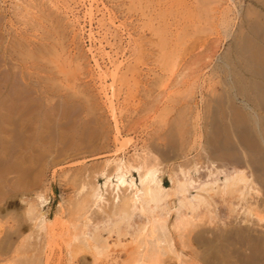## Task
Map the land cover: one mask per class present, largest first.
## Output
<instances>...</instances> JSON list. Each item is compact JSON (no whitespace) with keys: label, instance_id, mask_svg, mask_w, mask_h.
Wrapping results in <instances>:
<instances>
[{"label":"rangeland","instance_id":"obj_1","mask_svg":"<svg viewBox=\"0 0 264 264\" xmlns=\"http://www.w3.org/2000/svg\"><path fill=\"white\" fill-rule=\"evenodd\" d=\"M156 29H159L158 32ZM157 40L162 41L161 44ZM253 57H264V0H0V80L3 83L0 82V113H5L9 105L12 107L7 109L11 110L24 101L33 110L39 106L37 112L40 114L43 110L44 115L60 116V120L58 116H52L54 123L48 116L44 121L47 124L30 119L31 122L27 123L34 121V124H28L31 130L25 126L27 134L39 130L44 139L50 133L46 131L52 127L51 133L58 130L57 134L53 133L58 137L59 131L68 130L72 128L71 124H75L73 126L83 132L81 137L88 132L87 138L92 137L96 144L93 151L78 158L62 159V156H55V145L60 151L67 144L49 134V139L44 140L52 145L50 155L45 153L44 157L37 151L38 165L32 169L35 174L29 173L26 179L23 176L18 180L17 169L12 166H15L14 155L21 135L14 129L18 128L15 117H12L14 113L6 111L5 115L9 112L12 120L9 117L8 120L13 123L3 124L0 120V125L6 127L0 128V150L3 144L12 149L9 147L7 167L0 154V172L4 173V167L10 170L0 174V181L8 191L10 189L8 200L13 199L15 211L22 214L25 205L20 204V199L33 197L35 191H41L48 200L42 210L49 219H54L60 203L64 220L61 222L65 228L81 217L78 214L83 211L79 210L78 202L87 194L91 175L109 172L119 156L133 160V163L146 157L148 166L158 170L165 186H170L169 177L178 168L186 169L196 163L200 167L196 176L206 179L207 165L214 162L218 167L245 170L257 189L253 190L254 194H250V190L242 203L235 194L221 196L210 192L206 205L193 213L187 227L180 231L174 226L172 206L175 196H167L164 205L169 214L163 218L167 237L179 254V264H207L198 259L207 256V240L202 239V242L197 235H203L202 238L214 233L224 235L232 228L245 227L244 219L255 221L252 225L255 232H264V222L256 221L255 215L251 216L252 212V215L256 213L264 218V145L261 142L264 139V92H253L242 82L243 77L248 76L245 72L251 68ZM114 69L115 75H112ZM243 96L253 99L254 105L244 104ZM66 97H71V100ZM15 98L19 99H16L18 103L13 100ZM47 105L49 108L45 107ZM254 107L257 110L252 109ZM47 108L52 112H44L48 111ZM70 109L76 116L71 115ZM66 118L70 119V126H67ZM74 119L76 123H73ZM249 119L257 121L259 127H246ZM60 121L69 128L63 125L64 128ZM51 123L50 127L48 124ZM12 138L16 139L14 143ZM40 156L44 159L40 160ZM51 156H55L58 162L52 166L45 165V159L48 162ZM237 156L243 160L238 165L234 159ZM68 162H74V165ZM52 170L55 173H51ZM88 170L94 171L89 177ZM74 176L80 184L73 181ZM83 176L91 180L84 181L86 178ZM133 176L137 177L136 173ZM6 177L7 181L15 179V187L22 185L24 189L12 188L13 181L5 184ZM97 180L98 183L103 182L101 178ZM1 183L0 190H4ZM193 192L194 189L191 190ZM106 196L111 199L109 194ZM237 202H240L237 210L231 211ZM103 215L98 212L94 222L103 220ZM79 219L83 220L85 216ZM142 220L136 216L131 220V228L121 224L113 229L108 238L110 246L96 260L88 250H79V256L86 264H114L119 256L118 260L124 264H132L130 256L127 260V251L133 247L132 235H135L134 230L142 224ZM2 224L0 219V239L10 231L5 227L10 229L12 221ZM62 225L56 224L54 228L52 225L53 229L41 232L39 241L32 237L23 248L13 247L7 253H0V264H58V261L64 260L63 249L67 238ZM36 241L46 246L45 252L39 250ZM159 253L142 264H178L167 247ZM257 257V263L263 264L264 253Z\"/></svg>","mask_w":264,"mask_h":264},{"label":"bare ground","instance_id":"obj_2","mask_svg":"<svg viewBox=\"0 0 264 264\" xmlns=\"http://www.w3.org/2000/svg\"><path fill=\"white\" fill-rule=\"evenodd\" d=\"M108 20H110V19H108ZM24 23H25V21H24ZM104 24H106V23H104ZM30 25L33 26V24H30ZM112 25H113V23H112ZM156 30L158 32L159 29H156ZM113 31H115V30H113ZM153 31H154V33L156 32L155 30H153ZM160 32H161V30H160ZM184 35H186V34H184ZM155 36H156V34H155ZM161 38L162 37H160V39ZM158 42H160V44H161L162 41L159 40ZM163 43H162V45H163ZM118 44H116V45H118ZM160 44L158 43V45H160ZM18 48H20V47H18ZM142 50H144V49H142ZM9 52H11V51H9ZM230 57H232V55ZM118 61H120V60H118ZM225 62H224V64H225ZM121 63H123V62H121ZM121 63H119V65ZM220 65H221V62H220ZM75 66H76V64H75ZM2 69H3V67H2ZM10 69H11V67H10ZM133 70H135V69H133ZM0 71H1V69H0ZM225 71L228 72L227 69ZM1 73H2V71H1ZM236 74H237V72H236ZM112 75H115V69H114V74L112 73ZM124 78H126V77H124ZM3 80H4V78H3ZM0 82H1V80H0ZM246 87H248V86H246ZM14 88H15V86H14ZM8 91L6 93H8ZM13 91H15V90H13ZM21 91H23V90H21ZM77 92H78V90H77ZM16 93L18 94V92H16ZM24 93H27V92L24 91ZM9 94H11V91L9 92ZM18 95L20 96V94H18ZM82 97H84V95ZM18 98H15L13 100L18 103V100H19ZM66 98L67 99L70 98L69 100H71V97H66ZM16 99H18V100H16ZM23 102H19L18 106H14V107H16L14 111H13L14 107L11 110L7 109L10 106L9 105L5 109V113H3L4 115L2 114V112L0 113V114H2L0 116V120L2 121L3 124L9 123V125H10V123H13L12 121H10L12 119L9 116V112H7L8 113L7 116L5 115L6 111H8V110H10L11 113H14V114H12V115H14L12 117H15L14 121L16 124L18 123V128L14 127L15 124H14V126L12 125V127H14V129H17L16 130L17 134L19 133L21 135L19 139L17 138L19 141L17 140V148H16L17 152H15V155H14L15 162H14V160L11 159L12 157L9 158L10 161L15 163L16 168H15V166H12V167H14L15 170L17 169L16 171H17L18 180H19V178L20 179L23 178V176L26 179L27 176L35 174V173H33L32 169L35 167L36 161L39 160L37 158V154H36L37 151L39 152L38 155L42 156V154H43L44 157H46L45 153H48V154L51 153L52 152L51 151L52 145H51V143L47 142L44 139H46L47 136H50L49 134H53V133L57 134L58 133V130H57V132L51 133V130H53V128L50 125H52V123H54L53 121L55 119L52 118V116H54V115L51 116V115H48L47 113H45V115H44L43 110H42V114H40L39 112H37L39 106L36 107L37 109L35 108L36 110H33L30 106H27ZM6 103H7V101H6ZM244 104H246V103H244ZM5 105H7V104H5ZM53 106H54V104H53ZM11 107H9V108H11ZM45 107H48V105ZM64 107H65V105H64ZM48 108H47L48 111H46L44 109L45 110L44 112H49V111L52 112V110H49ZM60 108L63 109L62 107H60ZM72 109H73L72 111H75L74 108H72ZM245 109H246V107H245ZM56 110H59V109L57 108ZM70 111H71V109H70ZM61 112L63 113V111H61ZM72 114H74V113L72 112L71 115ZM78 114H79V111H78L77 115ZM255 114L256 113H254V115ZM48 116L49 117L51 116L50 119H51L52 123L48 124L51 127V129H49L48 128L49 126H47L49 131H46V132H48V133L50 132V133L48 135L46 134L47 135V136H45L46 138L43 139L44 135L42 136V133L39 130L36 132L34 131L30 134H27L28 132H27V129H25V126L27 125L28 127H26V128L30 129L32 124H34L33 123L34 121L32 122V124L30 123L31 122L30 119L42 120V123H43L45 120H47V118H49ZM55 116H58V114L57 115L55 114ZM67 116L70 118L69 113ZM73 116H76V114H74ZM8 117L10 118V120H8L9 119ZM59 117L60 116H58V118ZM52 119H53V121H52ZM70 119H68L69 123H71ZM78 119L79 118H77V120ZM59 120H60V118H59ZM66 120H67V118H66ZM68 120H67V123H68ZM74 120H73L74 121L73 123H76V119H74ZM8 121H10V122H8ZM28 121H30V122L27 123ZM61 121L59 124L63 123L62 126L63 125L66 126L65 122L61 123ZM46 122H44V124ZM69 123L67 124V126L69 125ZM82 123H85V122L82 121ZM28 124L31 126L29 127ZM56 124H58V122ZM255 124H257V121H255ZM35 125L37 126V123H35ZM73 125L76 126L75 124H73ZM73 125L71 124L72 128H70L68 130L65 129L66 131L65 130L59 131V135H57L58 137H56V135L53 134L57 138V140L59 138V140H61V141L63 140L64 143L67 144L65 146L63 145L61 147L60 151H58V149H57L58 146L55 145V147H56L54 150L55 156L56 155L62 156L63 157L62 159H69L70 160V159H73V158H75L79 155H82L84 153H89L95 149L96 144L93 143V138L90 136H88V138H87V136H86L88 134V132H86L87 134L84 133V135H82L83 137H81V133L83 134V132H81L80 128L74 127ZM84 125H86V123ZM16 127H17V125H16ZM45 127H46V125H45ZM56 127L60 128L58 126H56ZM56 127H54V128H56ZM82 127H83V125H82ZM258 127H255V128L257 129ZM0 128L5 129L6 127L1 126ZM42 128H44V127H42ZM67 128H69V127H67ZM8 130H9V128H8ZM18 130H19V132H18ZM6 132H7V130H6ZM9 132L10 131H8V133ZM118 133H119V131H118ZM251 133H252V131H251ZM12 136H13V134H12ZM16 136H18V135H16ZM116 136L117 135H115V137ZM55 137H53V138H55ZM85 138H87V139H85ZM14 139L15 138H12L13 143L15 142ZM48 139L49 138H47V140ZM65 139H67V141H65ZM84 139H85L86 144L83 141ZM57 140L55 139L56 142H57ZM53 141H54V139H53ZM50 142H52V141L50 140ZM56 142H54V143H56ZM261 142L264 145V139H262ZM102 143H104V142H102ZM112 143H113V139H112ZM114 143H116V142H114ZM57 144H59V141ZM11 145H12V142H11ZM9 147L7 148L3 144V146L1 147V150H0V152H1L0 154L3 158V162L5 165H6V160L9 157V152H8ZM256 147H257V145H256ZM10 148L12 149V147H10ZM14 148H13V150H15ZM116 150H118V149H116ZM116 150L114 149V151H116ZM41 156H40V160L42 158L44 159V157H41ZM55 156H51L50 157L51 159L48 162H47V159H45V165H46V163H48V165L52 166L53 164L57 163L58 162V160H56L57 156L56 157ZM141 156H139V157H141ZM143 157H144V155H143ZM108 159H110V158H108ZM139 159L140 160H138L136 163H133L132 162L133 160L129 161V159L127 160L124 157L119 156L118 158L115 159L114 166L112 167V169L109 172L93 173L94 171L92 172V171L88 170L89 173L90 172L93 173V175H91V173L90 174L88 173V177H89V175H91L92 180H91V178L88 179L87 177L83 176L86 178L84 181H87V179H88L89 181L91 180V182L88 184L89 187L87 189V194L85 193L86 196L84 195L85 197L83 199H80L78 202V205L80 208L79 210L82 209V211H83L82 213L80 212L81 214L80 215L78 214V216H81V217L85 216V219H83V220L81 219L82 221L79 219L81 217L76 218L73 221H71L70 224L68 223L69 224V226L67 225L68 227L64 228V226L62 225L63 222H61L62 217H63V215H62L63 210H61L60 203L58 204V208L56 209L57 215H55L54 219L53 218L49 219L48 214L43 211L44 215L48 218V223H47L45 230L48 231V229L50 230V228H52V227L54 228V225L56 226V224H57V226H58V224H59L60 226L61 225L63 226L62 227V229L64 228L63 232L66 233L65 235L67 236V238L65 240L66 244H65L64 249H63L64 260L58 261L57 262L58 264H61V262H64V263L66 262V264H86L84 261V258L79 256V250L80 251L81 250H88L91 253V255L93 256V260H96L99 257V255H101L103 253V251L110 246L108 238L111 236L113 229L118 228L121 224L126 225L128 227V229L131 228V220H133L136 216H140L143 219L142 224H139L134 230L135 235H132L133 247L130 251H127L128 259L125 258L124 262L129 260V256H130V258H132V260H130L132 262H130V263L142 264L144 262H147L149 257H151V256L154 257L155 255L158 256V254H160L159 252H161V249L164 247H167V249L170 250L174 254V258L177 260V262L179 264L180 263L179 254L174 251V248L172 247L173 244L171 243L170 239H168V237H167V234H166L167 226L165 223L166 221L163 218V216H165V215L167 216V214H169V210H167V208L164 205V200L167 198V196H169L170 194H173L175 196L174 205L172 206V209L174 210V213H175L174 226L178 231H180V230H184L187 227L190 219L193 216V213H195L200 207L206 205L207 196L210 194V192L219 193L221 196L235 194L238 201H240L242 203V201L244 199L246 201V196L249 194V192H251L250 190H252V192L250 193V194H252L253 190L255 191V188H256L253 185V182H252V179L250 178V175H247L245 170L236 169L235 167H230V168L218 167L214 162H211L210 166L207 165L206 179L202 180L196 176L197 173L199 172V169H200V167L197 166V163H196L194 165L192 164L193 166L186 168V169L181 168V167L178 168V170L176 172H174L172 175H170V177H169L170 186H165L162 183V180L158 175V173H159L158 170L153 166H148L146 157L139 158ZM234 159H235V163H237V165L243 162V160H241L242 157L240 158L239 156H237ZM134 161H136V160L134 159ZM60 162H61V160H60ZM1 163H2V160H1ZM7 164H9V163H7ZM68 164L74 165V162L71 164L68 162ZM68 164H66V165H68ZM11 165H12V163H11ZM6 167H7V165H6ZM6 167H4L5 168L4 173L7 171H10ZM56 167H57V165H56ZM53 168H55V167H53ZM21 171H23L22 176H21ZM2 172L3 171H1L0 174H4ZM53 172L54 171L52 170L51 173H53ZM79 172L81 173L80 170H79ZM83 172H82V174H83ZM9 173L10 172H8V174ZM29 173H30V175H28ZM133 173H136L137 177H134ZM7 177H10V176H7ZM7 177H6V181H7ZM12 177L13 176H11V178ZM83 177H82V179H84ZM11 178L8 180L9 182L15 180V179L12 180ZM98 178H101L103 180V182L98 183V180H97ZM76 180L77 179H75V176H74L73 181H76ZM6 181H3V182H5V184L8 183V185H9V182L8 181L6 182ZM89 181H87V182H89ZM13 182H11V184ZM76 182L78 183V181H76ZM0 183H1V181H0ZM34 184H35L34 180H32V185H34ZM78 184H80V183H78ZM12 185H10V186H12V188H14L16 185V181ZM17 185L19 186V183ZM40 185H43V184H40ZM68 186L71 187V185H68ZM72 186H74V185H72ZM19 187H20V190H21V188H23L22 185ZM19 187H15V188H19ZM3 188H4V190H0L1 191L0 195L2 198V204L0 205V219H1V222L3 224H7V222H9V220L12 221V224L10 226V229L8 227H5L6 229H8L10 231L8 232L5 229L7 232H5L0 239V253H7L13 247L15 249L23 248L25 246V243L29 239H31L32 237L33 238L35 237V239L37 240L39 238V235H41V232H37L31 225H29L26 222V220L24 218V213L19 214L15 211L14 200L13 199L8 200V198L11 197V195L9 194L10 189L8 191V189H6L7 187L5 188L4 185H3ZM79 189H82V188H79ZM192 189L195 190V192H193V194L191 193ZM27 190H29V188ZM255 193H257V192H255ZM71 194H72V192H71ZM108 194L111 196V199L107 198L106 195H108ZM20 196H22V195H20ZM24 196L28 197V195L27 196L24 195ZM233 199H235V198H233ZM24 200L27 202H30L34 205H38L41 209L48 204L47 198L45 197V195H43V193L41 191H35L33 197H29V198H26ZM61 200H62V198H61ZM77 201H75V202H77ZM240 202L233 204L231 211H236ZM76 207H77V205H76ZM240 207H242V206H240ZM69 208H71V207H69ZM73 208L75 209V207H73ZM63 209H64V207H63ZM47 210H48V208H47ZM67 210H69V209L67 208ZM70 211H73V210H70ZM98 212L103 213L104 214L103 216H105V218L103 217V220L94 222L98 216ZM66 213H68V212H66ZM96 213H97V215H95ZM254 215L256 217V221L264 222L263 217L257 216L256 213L252 215V212H251V216H254ZM71 217H72V215H71ZM62 221H64V220H62ZM90 221H93V222H90ZM243 221L246 223L245 227L232 228L229 231H227L226 234H224V235L221 234L220 236H218L219 233L217 235H215V233H214L211 236H207V237L204 236V238H202L203 235L201 237H200V235H197L199 237V239L201 238L200 241H202V239L207 240V256L203 255V257H201V258L198 257V259L203 261L204 263L207 262V264H255V263H257L259 261V258L257 256L264 253V232H260L261 230L259 232H255V230L252 227V225L255 224L254 223L255 221L253 222L252 219L251 220L244 219ZM3 224H2V226H3ZM56 228H58V227H56ZM60 229L61 228H59V230ZM52 231L53 230H51V233H52ZM60 231H58V233ZM46 234H47V232H46ZM52 234H54V231ZM62 235L64 236V234H62ZM198 237H196V238H198ZM37 241H39V240H37ZM37 241L35 242V245H36ZM198 243H201V242H198ZM37 245L40 248V249L38 248L39 250L45 252L44 250H45L46 246L43 243L38 242ZM36 247H35V249L37 250ZM18 251H20V250H18ZM245 251H247V252H245ZM118 258H121V256H119L115 259L114 264H122L123 263L120 259L118 260ZM232 258H234V260H231ZM91 261H92V259H91ZM150 261H151V258H150ZM91 263H94V262H91ZM159 264H160V262H159ZM161 264H165V263L162 262ZM193 264H198V263L193 262Z\"/></svg>","mask_w":264,"mask_h":264},{"label":"crops","instance_id":"obj_3","mask_svg":"<svg viewBox=\"0 0 264 264\" xmlns=\"http://www.w3.org/2000/svg\"><path fill=\"white\" fill-rule=\"evenodd\" d=\"M245 73L248 76H246L247 78L246 77H243L244 79H243L242 82L244 83V85L245 86H248V88L252 89L253 92H255L257 90H259V91H262L263 90L262 92H264V57L258 58V59L256 57H253L252 58V66H251L250 69H247ZM243 75H245V74H243ZM242 102L243 103H246L248 105H250L252 103L253 104L255 103V101L253 99L246 98L244 96L242 97ZM252 109L257 110L255 107L252 108ZM249 120H250V123L251 124L249 123L246 127L252 128L253 126L254 127H257L258 126V124H255V121L253 119H249Z\"/></svg>","mask_w":264,"mask_h":264},{"label":"clouds","instance_id":"obj_4","mask_svg":"<svg viewBox=\"0 0 264 264\" xmlns=\"http://www.w3.org/2000/svg\"><path fill=\"white\" fill-rule=\"evenodd\" d=\"M21 204L25 205L24 218L37 232H43L46 229L48 218L44 215L43 210L38 206L21 198Z\"/></svg>","mask_w":264,"mask_h":264}]
</instances>
